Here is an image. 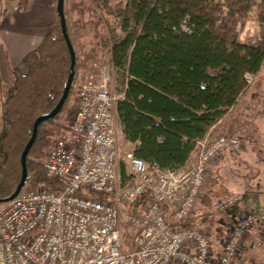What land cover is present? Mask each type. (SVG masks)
Segmentation results:
<instances>
[{"label":"built area","instance_id":"built-area-1","mask_svg":"<svg viewBox=\"0 0 264 264\" xmlns=\"http://www.w3.org/2000/svg\"><path fill=\"white\" fill-rule=\"evenodd\" d=\"M112 65L95 61L79 83L75 118L44 162L57 186L26 185L0 205V264H244L240 251L247 231L264 225V212L255 205L232 223L218 247L205 229L187 222L212 162L225 150L238 160L243 139L208 133L197 141L194 163L176 169L162 170L130 151L123 178L116 104L125 91L112 88ZM255 78L247 72L246 86ZM145 192L150 203L124 212ZM240 202L239 195L228 196L214 209L221 214ZM123 221L135 228L132 250L123 248Z\"/></svg>","mask_w":264,"mask_h":264},{"label":"trees","instance_id":"trees-1","mask_svg":"<svg viewBox=\"0 0 264 264\" xmlns=\"http://www.w3.org/2000/svg\"><path fill=\"white\" fill-rule=\"evenodd\" d=\"M91 1L96 9L106 12L108 21L113 20L110 35L100 41L97 54L108 51L117 69L118 86L125 91V98L116 104L120 141L132 145L136 156L162 170L194 163L197 141L216 131L247 90L245 74L261 72L264 37L258 44L228 42L213 30L205 15L192 13L178 0ZM260 6L264 21V0ZM65 12L77 57L74 82L59 114L40 124L27 157L26 185L57 186L42 161L49 144L46 126L62 116L64 122L57 125L70 128L77 106L69 108V101L79 92L81 72L90 62L81 59L66 7ZM23 63L27 73L16 71L0 102L3 199L20 182L21 154L35 120L57 105L71 72V53L62 29L48 33ZM121 174L126 177L124 163ZM151 201V194L145 192L137 204L123 210H138Z\"/></svg>","mask_w":264,"mask_h":264},{"label":"crops","instance_id":"crops-1","mask_svg":"<svg viewBox=\"0 0 264 264\" xmlns=\"http://www.w3.org/2000/svg\"><path fill=\"white\" fill-rule=\"evenodd\" d=\"M104 1L115 3L118 0ZM56 3L57 0H0V102L5 98L16 71L27 73L24 58L40 45L48 33L60 31ZM77 3L83 4L84 1L78 0ZM15 4L20 8L15 9ZM254 81L251 93L259 104L258 110L250 113L246 106L239 107L238 103L232 113L217 124L212 134L225 132L238 135L244 127L250 126L255 133L256 143L260 139L264 142V65ZM248 91L250 88L244 93ZM257 147L249 154L244 145L236 161H231L225 150L212 162L208 181L198 200L202 210L193 212L187 220L189 224L200 226L207 232H226L252 205L257 211L264 212V149ZM232 195H239L241 202L228 212L217 213L215 202ZM258 242L261 244L257 245ZM240 259L244 264H264V225H257L247 231Z\"/></svg>","mask_w":264,"mask_h":264},{"label":"rangeland","instance_id":"rangeland-1","mask_svg":"<svg viewBox=\"0 0 264 264\" xmlns=\"http://www.w3.org/2000/svg\"><path fill=\"white\" fill-rule=\"evenodd\" d=\"M83 4L77 3L78 0H66L65 7L70 16L73 27V35L78 45V51L81 59L90 60L87 68L81 72V81H83L88 72L92 69V64L95 61L108 64L111 62L110 54L108 51L99 52L100 41L109 36L111 32V24L108 21L106 12L96 9L91 0H82ZM182 5L196 15H205L213 30L219 35L220 38L231 42L233 40L243 43L258 44L264 37V21H262L261 14L263 13L260 3L262 0H178ZM79 4V6H78ZM77 5V8L75 6ZM79 7V8H78ZM77 13V14H76ZM113 66V65H112ZM110 67V74L113 78L112 88L116 91L119 88L117 82V69L113 66ZM262 77V74H261ZM79 82V83H80ZM255 82V81H254ZM253 82V83H254ZM250 91L244 93L239 98V107H245L248 112L252 113L258 110L259 104L255 100L254 94L251 89L254 84L247 87ZM264 97V95H263ZM262 99V98H260ZM263 100V99H262ZM78 107V93L74 92L71 100L69 101L70 107ZM62 116L55 122L49 123L46 128L50 130L48 134L49 144L44 148L45 156L42 161L45 162L47 155L54 145L57 137L64 129L57 124L63 123ZM0 130H1V117H0ZM245 141V150L251 153L253 149H264V142L261 139L256 143L255 133L251 131L250 126L244 127L242 132L237 133ZM254 137V138H253ZM261 138V135L257 136ZM258 144V145H257ZM119 148V164L120 168L123 163L126 166L128 161V154L132 151V145L123 144L118 137ZM29 184L28 186H30ZM33 186V185H32ZM1 205V204H0ZM202 208V204L198 202L195 212ZM213 214V213H212ZM217 217V216H216ZM123 231V248L125 250H132L134 247V232L135 228L127 222H122ZM216 247L220 244L221 239L225 236V232H208Z\"/></svg>","mask_w":264,"mask_h":264},{"label":"water","instance_id":"water-1","mask_svg":"<svg viewBox=\"0 0 264 264\" xmlns=\"http://www.w3.org/2000/svg\"><path fill=\"white\" fill-rule=\"evenodd\" d=\"M65 4H66V0H57L56 9H57V12H58V15L60 18V25H61L63 36H64V38L68 44V47H69V50L71 53V72L68 75V79H67V82H66V85L64 88V92H63L62 97L60 98L59 102L57 103V105L54 107L53 110L39 115L37 117V119L35 120L33 130H32V135H31L28 143L26 144V146H25V148L21 154L22 175H21L20 182L18 183L15 191L10 196H8L4 199L0 198V203L13 200L15 197L18 196V194L22 191L23 187L26 185L27 177H28L27 157L29 155L30 149L34 145V142L36 141V138L38 136L40 124L42 122L50 120L51 118H53L59 114V112L63 108V105H64L66 99L69 96L72 84L74 82L75 65H76L77 57H76V52H75L73 43L71 41V38L69 36L68 29H67Z\"/></svg>","mask_w":264,"mask_h":264}]
</instances>
